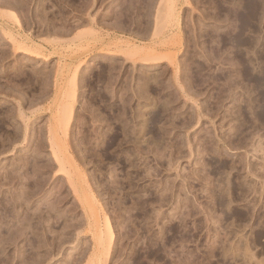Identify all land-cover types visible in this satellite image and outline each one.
<instances>
[{
	"label": "rangeland",
	"instance_id": "1",
	"mask_svg": "<svg viewBox=\"0 0 264 264\" xmlns=\"http://www.w3.org/2000/svg\"><path fill=\"white\" fill-rule=\"evenodd\" d=\"M263 107L264 0H0V264H263Z\"/></svg>",
	"mask_w": 264,
	"mask_h": 264
},
{
	"label": "bare ground",
	"instance_id": "2",
	"mask_svg": "<svg viewBox=\"0 0 264 264\" xmlns=\"http://www.w3.org/2000/svg\"><path fill=\"white\" fill-rule=\"evenodd\" d=\"M18 1V0H17ZM16 3V2H15ZM18 3H20V2H17L16 4H18ZM253 9V8H252ZM255 10V9H254ZM250 11V10H249ZM250 13V12H249ZM245 20L246 21H248V17H245ZM242 23V22H241ZM242 29V28H241ZM253 49V48H252ZM261 50V49H260ZM245 55V54H244ZM256 56V55H255ZM252 69V68H251ZM244 72V71H243ZM258 72V71H257ZM147 79V78H146ZM148 80V79H147ZM146 80V81H147ZM32 82V81H31ZM253 83V82H252ZM252 105V104H251ZM248 106V105H247ZM262 108V107H261ZM252 109V108H251ZM261 110V109H260ZM143 112V111H142ZM160 113V112H159ZM153 115H155V114H153ZM259 115L263 118V120H264V107H263V109L259 112ZM137 118V117H136ZM261 118V119H262ZM146 119V118H145ZM144 119V120H145ZM247 119V118H246ZM253 119V118H252ZM134 121V120H133ZM154 121H155V117H153V116H151L149 119L147 118V120H146V126H148L150 123L152 124V122L154 123ZM260 121V120H259ZM130 124V123H129ZM136 125V124H135ZM144 125V124H143ZM136 127V126H135ZM133 128L132 130L133 131H137V128ZM155 129V128H154ZM152 127H151V130H154ZM131 130V131H132ZM141 131V130H140ZM139 132V131H138ZM134 133H136V132H134ZM141 133V132H140ZM159 133V132H158ZM126 135V134H125ZM162 135V134H161ZM127 136V135H126ZM138 137V136H137ZM153 137V136H152ZM154 139V138H153ZM156 139H154V141H155ZM144 141H146V140H144ZM143 141V142H144ZM155 144H157L158 145V143L157 142H155ZM139 145V144H138ZM162 145V144H161ZM150 146V145H149ZM157 147V146H156ZM142 148V147H141ZM135 150V149H134ZM137 151V150H136ZM135 152V151H134ZM219 171V170H218ZM223 180V179H222ZM229 183V182H228ZM225 184V183H224ZM223 185V184H222ZM229 187H231V186H229ZM225 188V187H224ZM229 190V189H228ZM223 191V190H222ZM227 191V190H226ZM221 192V191H220ZM229 192V191H228ZM232 192V191H231ZM232 195V194H231ZM226 196V195H225ZM233 196V195H232ZM221 197V196H220ZM230 197V196H229ZM223 199H224V197H223ZM226 200V199H225ZM229 200H230V198H229ZM233 200V199H232ZM224 200H222V204L223 203H225V202H223ZM219 202H221V201H219ZM227 204H228V201H227ZM227 206V205H226ZM229 206V205H228ZM17 231V230H16ZM253 239V238H252ZM255 240V239H254ZM244 241V240H243ZM256 241V240H255ZM254 242V241H253ZM241 243V242H240ZM248 244V243H247ZM241 245H243V243L241 244ZM239 248H241V246L239 247ZM236 249V248H235ZM245 249V248H244ZM246 249H248L247 247H246ZM228 253V252H227ZM243 253V252H242ZM225 254V253H224ZM245 255V254H244ZM247 255V254H246ZM253 256V255H252ZM251 256V257H252ZM264 264V263H263Z\"/></svg>",
	"mask_w": 264,
	"mask_h": 264
}]
</instances>
